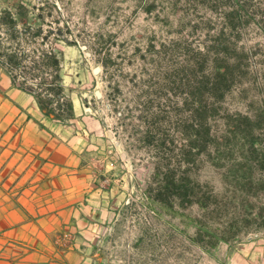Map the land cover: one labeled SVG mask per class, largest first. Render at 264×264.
Wrapping results in <instances>:
<instances>
[{
    "label": "rangeland",
    "instance_id": "374dc122",
    "mask_svg": "<svg viewBox=\"0 0 264 264\" xmlns=\"http://www.w3.org/2000/svg\"><path fill=\"white\" fill-rule=\"evenodd\" d=\"M14 1L32 12L13 45L52 49L70 97L108 135L97 168L115 214L93 243L98 264H234L264 240L251 216L264 212V171L243 135L264 151V0H0V10ZM195 132L203 145L191 150ZM166 174L198 182L197 195L165 192Z\"/></svg>",
    "mask_w": 264,
    "mask_h": 264
},
{
    "label": "crops",
    "instance_id": "0c3cea01",
    "mask_svg": "<svg viewBox=\"0 0 264 264\" xmlns=\"http://www.w3.org/2000/svg\"><path fill=\"white\" fill-rule=\"evenodd\" d=\"M65 122L0 66V264H98V233L114 217L113 188L97 168L109 142L101 120L72 98ZM264 223V212L251 210ZM73 236L61 251L59 234ZM234 264H264V240L251 241Z\"/></svg>",
    "mask_w": 264,
    "mask_h": 264
},
{
    "label": "trees",
    "instance_id": "16d2710c",
    "mask_svg": "<svg viewBox=\"0 0 264 264\" xmlns=\"http://www.w3.org/2000/svg\"><path fill=\"white\" fill-rule=\"evenodd\" d=\"M242 4L226 14L229 17L234 12L245 10ZM32 8L21 1H14L9 6L0 10V66L10 75L15 86L32 94L37 100L45 116L65 122L74 116V106L69 94V88L65 86L62 71V59L49 48H32L26 50L21 46L13 45L17 38L16 31L19 23L28 24ZM264 29V18L261 22ZM231 72V66L227 63L217 67L216 77L227 79ZM197 98V97H196ZM205 105L199 96L196 99L194 114L202 113ZM259 119V118H258ZM258 121V122H257ZM256 122L259 123V120ZM202 122H200V125ZM244 138L248 140L249 152L255 166L264 171V151L256 145L257 139L252 134L243 132ZM199 132H195L188 138L190 149H200L202 138ZM250 157V156H248ZM188 179L181 177L173 180L171 174H166L162 185L165 192L174 191L178 200H186L192 195H197V185ZM263 189V188H262ZM200 206L204 205V196L197 198ZM211 235V234H210ZM212 237L216 240L215 235ZM216 241L213 240V244Z\"/></svg>",
    "mask_w": 264,
    "mask_h": 264
},
{
    "label": "built area",
    "instance_id": "2783aa9c",
    "mask_svg": "<svg viewBox=\"0 0 264 264\" xmlns=\"http://www.w3.org/2000/svg\"><path fill=\"white\" fill-rule=\"evenodd\" d=\"M56 244L61 251H67L72 247L73 236L68 232L59 234L56 237Z\"/></svg>",
    "mask_w": 264,
    "mask_h": 264
}]
</instances>
